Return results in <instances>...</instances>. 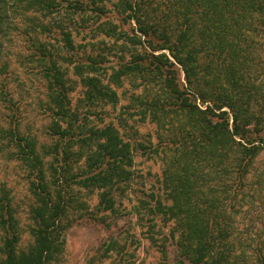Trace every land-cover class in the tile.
<instances>
[{"label":"trees","instance_id":"16d2710c","mask_svg":"<svg viewBox=\"0 0 264 264\" xmlns=\"http://www.w3.org/2000/svg\"><path fill=\"white\" fill-rule=\"evenodd\" d=\"M12 31L46 82L51 143L6 131L30 173L31 240L20 246L0 199V264L55 260L70 208L83 207L73 187L97 190L98 207L113 210L136 149L160 158L163 197L139 203L172 221L176 264H264V241L248 253L236 227L243 206L264 213V95L255 82L264 76V0H0L1 47ZM64 62L83 88L74 108ZM8 67L0 62L3 102H12ZM105 105L118 107L112 121L91 124V110ZM135 123L153 125L155 143L132 141Z\"/></svg>","mask_w":264,"mask_h":264},{"label":"rangeland","instance_id":"374dc122","mask_svg":"<svg viewBox=\"0 0 264 264\" xmlns=\"http://www.w3.org/2000/svg\"><path fill=\"white\" fill-rule=\"evenodd\" d=\"M10 35L11 38L0 46V62L6 61L9 66L4 80L12 101L3 102L0 97V199L5 204L8 201L12 207L21 237L20 246L25 247L31 240L28 233V209L32 202L28 190L30 173L18 158L16 143L6 131L11 128L15 133L31 135L37 138L39 145L50 144L51 140L47 134L46 82L40 79L35 63L23 58L27 54L23 38L17 31ZM49 41L57 45L53 37ZM62 68L66 69V85L70 87L69 104L72 108L77 107L83 88L68 62L62 63ZM255 82L261 86L264 95V76ZM117 109L108 105L97 107L91 110L97 115H89L88 119L91 124L101 126L112 121ZM134 126L138 135L132 141L155 143L153 125L135 123ZM142 152L134 150L130 179L121 183L119 189H114L113 210L98 207L97 190L80 185L73 187L74 197L79 199L77 205L82 202L83 207L70 208V225L63 233L56 259L49 264H176L175 239L170 236L172 221L163 222L161 216L150 215L139 203L151 200V193L163 197L159 182L163 170L160 158ZM263 214L259 205L242 207L236 223L240 249L246 248V252L251 253L264 241ZM2 235L0 231V239Z\"/></svg>","mask_w":264,"mask_h":264}]
</instances>
